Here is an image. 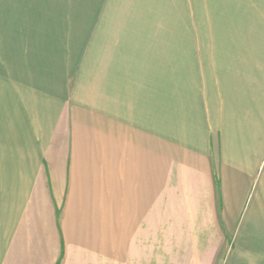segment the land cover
Wrapping results in <instances>:
<instances>
[{
    "label": "crops",
    "instance_id": "0c3cea01",
    "mask_svg": "<svg viewBox=\"0 0 264 264\" xmlns=\"http://www.w3.org/2000/svg\"><path fill=\"white\" fill-rule=\"evenodd\" d=\"M255 29L249 56L221 60L205 78L202 137L171 139L181 197L195 200L188 214L205 215L188 242L194 262L264 264V35L258 46ZM119 74L48 96L43 119L28 111L27 141L0 158V264L158 257L161 245L149 250L147 215L161 211L163 83L149 107Z\"/></svg>",
    "mask_w": 264,
    "mask_h": 264
},
{
    "label": "rangeland",
    "instance_id": "374dc122",
    "mask_svg": "<svg viewBox=\"0 0 264 264\" xmlns=\"http://www.w3.org/2000/svg\"><path fill=\"white\" fill-rule=\"evenodd\" d=\"M263 2L0 0V158L27 141L28 111L40 119L49 114L48 96L69 94L76 82L84 89L101 85L115 71L140 88L150 107L160 78L164 182L161 211L147 221L149 250L161 248L148 264H204L188 257V242L205 215L188 214L186 203L195 200L181 197L170 143L202 137L205 78L221 60L249 56L255 28L262 45Z\"/></svg>",
    "mask_w": 264,
    "mask_h": 264
}]
</instances>
